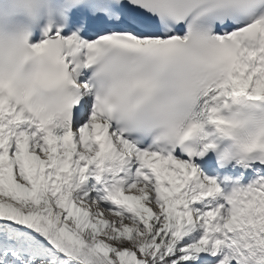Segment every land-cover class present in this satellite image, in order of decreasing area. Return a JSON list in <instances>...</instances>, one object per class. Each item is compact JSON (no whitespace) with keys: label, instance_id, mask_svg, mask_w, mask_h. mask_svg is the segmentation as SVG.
Wrapping results in <instances>:
<instances>
[{"label":"snow or ice","instance_id":"1","mask_svg":"<svg viewBox=\"0 0 264 264\" xmlns=\"http://www.w3.org/2000/svg\"><path fill=\"white\" fill-rule=\"evenodd\" d=\"M0 264H264V0H0Z\"/></svg>","mask_w":264,"mask_h":264}]
</instances>
